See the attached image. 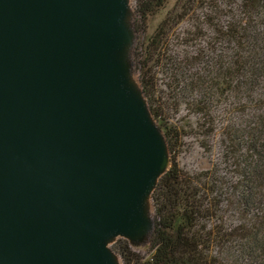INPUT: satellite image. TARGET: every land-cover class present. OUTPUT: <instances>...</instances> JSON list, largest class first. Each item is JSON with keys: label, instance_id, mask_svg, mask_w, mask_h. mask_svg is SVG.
Returning a JSON list of instances; mask_svg holds the SVG:
<instances>
[{"label": "water", "instance_id": "95a60500", "mask_svg": "<svg viewBox=\"0 0 264 264\" xmlns=\"http://www.w3.org/2000/svg\"><path fill=\"white\" fill-rule=\"evenodd\" d=\"M131 0H0V264H119L166 141L130 74Z\"/></svg>", "mask_w": 264, "mask_h": 264}, {"label": "trees", "instance_id": "16d2710c", "mask_svg": "<svg viewBox=\"0 0 264 264\" xmlns=\"http://www.w3.org/2000/svg\"><path fill=\"white\" fill-rule=\"evenodd\" d=\"M164 2L137 0L136 13L144 19ZM239 11L207 50L169 54L162 22L139 56V86L169 154L179 138L170 113L184 106L209 140L220 109L223 168L186 173L170 158L150 198V257L117 239L111 249L123 264H264V0H240ZM157 67L165 96L156 94Z\"/></svg>", "mask_w": 264, "mask_h": 264}, {"label": "rangeland", "instance_id": "374dc122", "mask_svg": "<svg viewBox=\"0 0 264 264\" xmlns=\"http://www.w3.org/2000/svg\"><path fill=\"white\" fill-rule=\"evenodd\" d=\"M136 1L131 0L129 4L130 16L128 20L134 31V38L129 49L128 64L131 78L138 85L139 56L149 37L154 34L162 22L168 23L169 26V30H167L168 53L181 57L185 54L194 55L199 50H207L210 37H219L218 30L220 28L228 21L241 17L240 0H190L189 2L187 0H165L160 8L142 19L140 14L136 13ZM154 72L156 94L163 93L162 96H165L167 93L164 85L166 83L165 75L160 67L154 68ZM222 113L220 109L217 111L216 132L214 137L209 140L204 134H201L203 130L197 127V117L185 110L184 106L179 108L177 114H169L168 123L176 127L179 138L174 145L175 153L168 154V156L169 160L175 157L178 169L186 173H196L213 168H217V170L223 168L219 130L225 123L222 120L224 118ZM224 120L226 119L224 118ZM202 145H207L209 149L204 150ZM148 213L153 220L154 212L151 202L148 204ZM148 236L149 234L142 241L136 243L128 242L130 251L140 256L143 261L150 257ZM116 258L119 264H123L121 258L117 255Z\"/></svg>", "mask_w": 264, "mask_h": 264}]
</instances>
